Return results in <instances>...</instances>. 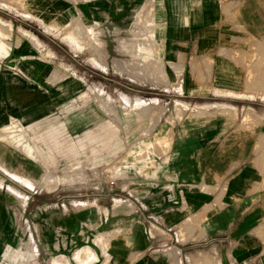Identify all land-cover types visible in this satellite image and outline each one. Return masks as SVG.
Wrapping results in <instances>:
<instances>
[{"label": "crops", "instance_id": "1", "mask_svg": "<svg viewBox=\"0 0 264 264\" xmlns=\"http://www.w3.org/2000/svg\"><path fill=\"white\" fill-rule=\"evenodd\" d=\"M106 2L108 9L103 10L97 5L88 8L87 13L91 17L97 13L108 19L122 18L125 33L116 46V52L122 54L118 56L125 58L122 61L146 57L161 62L179 83L178 87L168 88L176 101L170 110L171 120H165L161 112L153 124L158 128L165 120L169 150L153 149L155 145L156 148L158 144L162 146L163 137L157 133L156 140L145 144V148L152 144L151 150L131 154L130 160L134 158L135 161L127 165L130 181L134 182L132 169L135 167V173L141 176L140 182L147 188L141 196L144 199H128L130 204H124L126 207L119 214L113 213L112 205L106 211H101L98 207L103 205H98L93 206L95 212L89 215L86 209L89 204L78 202L82 205L81 210L68 214L52 216L42 209L41 214L18 217L19 202L15 199L19 194L12 191L16 198L4 195V186L0 184V220L6 219L8 223L5 231L0 229V264H6L2 255L9 242L8 236L22 244L21 223L24 222L33 232L44 224L48 232L46 229L42 232L43 242L38 243V248H23L26 258L23 264H47V261L52 264L51 260L58 255L66 257L69 264H186L179 261L180 256L176 257L193 243L195 235L175 228L195 216L203 217L201 237L211 242L219 264H264V0ZM149 21L154 32L153 41L147 43L150 49L134 56L131 50L135 41L142 37L143 29L147 30ZM12 36L20 37L10 39L15 54L1 58L0 63L8 65V60L11 61L21 75L14 81L11 101H7L8 95L0 99L3 110L9 109L24 123L37 122V127L54 111L72 101L77 109L83 108L77 117L88 120L90 114L86 105L79 103L83 100L84 80L77 74L63 71L68 70L66 67L57 69L52 60L35 54L36 41L41 42V39L33 27L19 24ZM3 42H0L2 56L9 50ZM65 45L78 51L77 43ZM34 59L45 65L46 70L40 76L32 71ZM106 61L116 62L111 58ZM0 73L5 79L8 71L1 70ZM62 79L71 81L72 91L68 95H62L60 91L49 92L48 87ZM247 113L249 119L243 118ZM153 117L154 114L147 117L150 121L146 126L152 125ZM66 129L68 133L73 131L67 125ZM90 135L87 139L93 141ZM51 136L54 135L49 134ZM95 142L90 147L91 153L101 149L98 146L102 142ZM76 144L84 152V140L76 143L72 139L47 149L46 157L52 167L57 151L75 153ZM165 158L169 162H165ZM149 160H153L154 165L148 167ZM138 163L140 165L136 167ZM143 163L149 173L141 174L139 169ZM68 165L60 168L81 166L79 161ZM153 184L170 186L165 200L152 202L148 185ZM39 204L58 205L51 201ZM130 207L134 208L135 215ZM149 216L159 217V230L149 226ZM136 222L139 230L133 229ZM58 232L69 235L70 240L76 238L80 244H89L93 257L90 258L83 247L74 245V241L68 247L54 248L52 244L56 239L50 240L47 235ZM184 237L193 239L181 242ZM39 256L42 262L36 263Z\"/></svg>", "mask_w": 264, "mask_h": 264}, {"label": "rangeland", "instance_id": "2", "mask_svg": "<svg viewBox=\"0 0 264 264\" xmlns=\"http://www.w3.org/2000/svg\"><path fill=\"white\" fill-rule=\"evenodd\" d=\"M118 2L124 4L123 0H118ZM55 3L58 5L51 4L50 0H0V19L4 21L0 30V42L4 40L5 44L9 47L6 55L2 56L0 52V61L2 60L1 58L9 56L11 53L15 54L12 51V41L10 39H18L20 37L14 36L15 38H13V30L22 23L33 27L36 36L41 39V42L36 41L37 49L35 54L43 56V58L49 61L52 60L54 63L52 65H55L57 69H59V66L66 67L68 70L63 71L71 75L77 74V76L84 80L82 90L83 100L79 103L85 104L88 109L87 112L90 114L87 118L88 120L78 118L77 116L80 115L83 108L77 109L76 103L69 101L67 106L65 105L61 107V110L54 111L45 119L42 125L35 127L37 122L32 124L24 123L18 120L13 112L9 109L7 111L3 110V107L0 105V116L3 117L0 120L1 124L3 123V127L0 124V159L5 158L11 163L9 168H4L0 161V184L4 186V195L7 194L9 197L16 198L12 196V191L14 194H19V197L15 199L19 202L16 211L18 217H25L29 214H41L42 209L47 211L44 212L47 215L58 216V214H68L70 211H79L83 204H89L86 209H88L89 215H93L95 212L93 206L98 207V205H103L98 208L101 211H106L115 201H128V199L141 201L144 199L141 196L145 194L144 190L147 186L140 182L141 176L139 173H135V167L132 169L134 173L132 180L134 182L130 181L131 179L128 175L130 169L127 165L129 166L130 161H135L134 158V160H130L131 154L134 156L138 155L141 150H151L152 144L147 145L146 148L145 144H148L152 139L156 140L157 133L163 137L162 141H160L163 147L158 144V147L156 148L155 145L153 149L164 152L169 150V142L166 135V127L168 126L164 125L166 124L165 120L168 122L171 120L170 110L174 104L176 105V101L173 100L175 96H172L168 89L170 86H179V83H176L173 77L174 75L169 73L167 71L168 68H164L161 62L150 61L146 57L137 59L140 61V63L137 61L138 67L134 65L133 61H122L125 58L119 57L118 55L122 54L116 52V46L123 39L125 33L122 18L108 19L104 15H97V13L91 17L90 13H87L88 8L91 9L93 6L97 7V5L103 10L108 9L106 0H55ZM65 7L68 9L65 10ZM151 25L152 22L149 21L147 23V30L143 29L142 37L135 41L133 49L138 54L150 49L147 43L154 39ZM19 33L23 32L19 31ZM67 43H77L78 51H72L70 45H65ZM73 54L75 55L73 56ZM110 58L116 60V62L106 61ZM98 59L101 62H96ZM10 62L8 60V65L0 63V71H8V74H5V79L3 78L4 75L0 73V99L8 95L7 101H11L12 99V89L16 76L21 75L20 70ZM36 64L40 65L39 69ZM145 64L147 66H144ZM32 65L34 74L37 76L43 74L42 69L45 68V65L37 59L33 60ZM21 66L23 69L25 68L24 63ZM139 67L141 68V72H145L148 77H139L138 73H135L137 72L136 68L139 69ZM147 69L151 75L146 72ZM57 72L59 73V70ZM156 87L158 88L156 89ZM48 89L51 93L60 91L62 95H68L72 91L71 81L69 79H62L61 82L59 81V83L49 86ZM139 104L142 106H139ZM104 106L108 107V109L106 110ZM141 107H144V109ZM161 112H163L165 120L160 123L158 128H155L153 125L155 123L154 120ZM150 114H154L155 117H153V123L149 127L146 124L150 121L147 118ZM83 121L88 122L87 124H83ZM60 122H64L68 128L73 127V131L69 133L65 131L55 135L46 143L41 142L35 137H31L36 136L37 134L35 133H42L52 125ZM21 128L29 133L32 141L25 135H20V141L18 138L12 140L5 133L7 130L17 131ZM90 134L99 136V138L95 137L94 139L102 142V147L98 150L99 153H91L90 151V147L96 143L95 141H88L87 138ZM70 139L76 143L84 140V152L79 150L77 144L73 148V150H76L75 153L67 154L57 151L55 153L56 161L54 167H52V164L46 157L47 149L52 148L56 143L67 142ZM118 140L120 141V147L115 150V143ZM33 143L36 144L38 153ZM75 161H79L81 166L60 168L62 165H68L70 162ZM149 161H151V164H148V167L154 165L153 160ZM164 161L169 162V159L165 158ZM26 162L31 163L30 166L32 165L36 170L37 177L33 180L28 178V172L25 168ZM138 165L140 163L135 166L138 167ZM145 165L143 163L142 168L139 169L141 170V174H146L148 171L145 170ZM74 171H80V173L82 171V173L77 176V173ZM50 173H58L59 177L71 175L70 179L72 181L70 180V184H72L70 185L68 181L65 184L61 183L47 189L44 187L43 180L46 176L52 175ZM82 174L83 177L81 176ZM58 175L55 174L54 177L58 178ZM78 180L80 182H77ZM148 186L152 187H150L151 193H149V197L152 198V201H157L159 199L157 195L159 192L157 194V191L154 192L155 184ZM130 190L133 191L128 192ZM166 196L168 195L166 194L161 198L162 201L166 199ZM47 201H51L52 203L57 202L58 205L54 204L47 207L39 204ZM78 202H81L82 205ZM119 213L121 212L115 214ZM149 218V226L152 229L159 230L160 228L158 227H161L158 221L160 220L159 217L149 216ZM187 220L190 219L188 218ZM203 220L202 216H195L193 220L185 221L175 228L176 231H191L195 235L194 239L192 237L190 239L188 237L181 239V242L193 239V243H189L188 247L182 250L181 254L176 257H181L179 261H184L186 264H214L219 261L216 250L210 244L211 242L201 237L204 228ZM7 226L6 219H1L0 229L3 228L5 231ZM45 227L47 226L41 224V228L37 226L36 231L33 232L28 228L26 222L21 223L22 244H18L15 238L8 236L9 242L5 245V253L2 255L4 262L6 264L25 263L26 258L23 255V248H38V243L43 242L44 235L42 232L45 229L47 230L45 232H48V229ZM133 229H140L138 222L133 224ZM47 236L50 237V240L56 239L55 243L52 244L56 249L73 245L72 242L74 241V245L83 247V250L87 251L89 257H93L90 245L80 244L76 238L70 240L69 235L61 232ZM63 240H66V242ZM205 242L207 243L205 244ZM41 262L42 260L39 256L36 259V263ZM51 263L69 264L67 258L63 255L54 257Z\"/></svg>", "mask_w": 264, "mask_h": 264}, {"label": "bare ground", "instance_id": "3", "mask_svg": "<svg viewBox=\"0 0 264 264\" xmlns=\"http://www.w3.org/2000/svg\"><path fill=\"white\" fill-rule=\"evenodd\" d=\"M50 3L51 4H57V3H55V0H50ZM237 3V2H236ZM229 4V3H228ZM232 4H235V3H232ZM58 5V4H57ZM60 6H62V5H60ZM227 6V5H226ZM236 7V6H235ZM4 23V21L2 20V19H0V30H1V27H2V24ZM132 49V48H131ZM133 53H134V56H138L137 54H138V52L135 50V49H133V50H131ZM130 51V54H131V56L133 55V53ZM128 53V52H127ZM129 54V53H128ZM137 59H139V58H137ZM132 60H133V62L135 63L134 65H138V63H140V61L139 60H135L134 61V59L132 58ZM137 61H139L138 63H137ZM37 65V67H38V69H39V67H40V65L39 64H36ZM142 65V64H141ZM144 66H147L146 64L144 65ZM138 67V66H137ZM143 67V66H142ZM135 68V67H134ZM144 68V67H143ZM146 68V67H145ZM159 67L157 66V69H158ZM171 68V67H170ZM217 68V67H216ZM226 69V68H225ZM45 70H46V68H43L42 69V73H44L45 72ZM136 70H137V72H135V73H138L137 75L140 77V75L141 76H143V75H145L146 76V74H145V72H141V68L139 67V69H137L136 68ZM159 70V69H158ZM134 71H135V69H134ZM167 71L170 73V71H169V69H167ZM133 72V71H132ZM146 72H148V69H147V71ZM157 72V71H156ZM167 72V73H168ZM226 72V71H225ZM149 73V75H151L150 74V72H148ZM136 75V74H135ZM134 75V76H135ZM222 75V74H221ZM148 76V75H147ZM169 76V75H168ZM210 76V75H209ZM139 77H137V78H139ZM151 77V76H150ZM220 77H222V76H220ZM226 79V78H225ZM224 81V80H223ZM234 82V81H233ZM225 83H227V82H225ZM231 84V83H230ZM221 85V84H220ZM223 87H226V85L224 84L223 85ZM227 88V87H226ZM107 101V100H106ZM110 102V101H109ZM142 104V103H141ZM141 104H139V106L141 105ZM105 105V104H104ZM146 105V104H145ZM108 106H109V104H108ZM111 106V105H110ZM142 106V105H141ZM105 107V106H104ZM106 108V110L108 109V107H105ZM104 108V109H105ZM110 108V107H109ZM141 108H143L144 109V107H141ZM147 108V107H146ZM135 109V108H134ZM140 109V108H139ZM142 110V109H141ZM73 111V110H72ZM136 112H137V110H136ZM193 112V111H192ZM197 112V111H196ZM199 112V111H198ZM202 112V111H201ZM138 113V112H137ZM195 113V112H194ZM198 115H200V114H198ZM248 113L246 114V117H243V118H247L248 116ZM249 115H250V112H249ZM197 116V115H196ZM245 116V115H244ZM11 117V116H10ZM86 118V117H85ZM12 119V118H11ZM248 119H249V117H248ZM243 120H245V119H243ZM10 121V120H9ZM12 122V121H11ZM56 122V121H55ZM84 123L83 124H87V122L86 121H83ZM13 123V122H12ZM10 124V123H9ZM82 124V125H83ZM1 126L3 127V123L1 124ZM51 126V125H50ZM18 127H19V125H18ZM20 128V127H19ZM72 129H73V127H71ZM4 130H6V129H4ZM65 130H67L66 129V124L64 123V122H60V123H58V124H56V125H52L51 127H49L48 129H46L45 131H43L42 133H35V134H37L36 136H31V137H35L36 139H38V140H40L41 142H43V143H46V142H48L49 140H50V138L51 137H54L55 135H58V134H60V133H63V132H65ZM5 133H6V135H8L9 137H11V139L12 140H16L15 138H18L19 139V141H20V139H21V136L20 135H25V136H27V138L28 139H30L31 140V138L29 137V133L28 132H26L25 130H23L22 128L21 129H18L17 131L16 130H7V131H5ZM49 134H51V135H54V136H51V137H49ZM4 136V135H3ZM95 137H98L99 138V136H97V135H93V134H91L90 135V138L93 140V141H96V139H94ZM164 140V139H163ZM32 141V140H31ZM65 144V143H64ZM33 145H34V147H35V150L37 151V153H38V148H37V146H36V144H34L33 143ZM57 147V146H56ZM118 147H120V141L118 140V141H116V143H115V150H117L118 149ZM163 147V146H162ZM96 148V147H95ZM98 148H101V145H100V143H99V146H98ZM149 150V149H148ZM33 153H35V152H33ZM48 156V155H47ZM123 156V155H122ZM0 157H1V155H0ZM0 161H1V165L5 168H9V166H11V163H10V161H8L7 159H0ZM146 162V161H145ZM31 164V163H30ZM30 164L28 163V162H26L25 163V168H26V170H27V172H28V178L29 179H34V178H36L37 177V173H36V170H35V168H33V166L31 165L30 166ZM69 166V165H68ZM74 166V165H73ZM69 168V167H68ZM118 171V170H117ZM47 172H49V171H47ZM73 172V171H72ZM74 172H76V171H74ZM54 173V172H53ZM65 173V172H64ZM63 173V174H64ZM71 173V172H70ZM69 173V174H70ZM77 173V176L78 175H80L81 173H82V171H81V173H80V171L79 172H76ZM50 174H52V173H50ZM55 174H57L58 175V173H55ZM55 174H52V175H50V176H46L45 177V179L43 180L44 181V184H45V186L44 187H46L47 189H50V188H52V187H55V186H57L58 184H61V183H64L65 184V182H68L69 181V184H70V176L71 175H65L64 177L63 176H60V177H62L61 179H60V177H59V175L57 176L58 178H55L54 176H55ZM62 174V175H63ZM68 174V173H67ZM75 174V173H74ZM47 175H49V174H47ZM85 175H86V173H85ZM68 176V177H67ZM82 177H83V174L81 175ZM81 178V177H80ZM86 178V177H85ZM78 179V178H77ZM76 179V180H77ZM84 180V179H83ZM28 181V180H27ZM72 181V180H71ZM82 181V180H81ZM31 182V181H30ZM77 182H80L79 180L77 181ZM83 182V181H82ZM32 183H33V181H32ZM43 184V183H42ZM72 184V183H71ZM70 184V185H71ZM74 184V183H73ZM149 187V186H148ZM151 187V186H150ZM149 187V188H150ZM127 188V187H126ZM152 188V187H151ZM44 189V188H43ZM46 190V189H45ZM154 192H156V194L159 192V194H157L158 195V197H159V199L157 200V201H155V200H153L152 202H160V201H162V197H164V195H166L168 192H169V190H170V187H165V186H157V185H155V187H154ZM131 191H133V190H130V191H128V192H131ZM151 191V190H150ZM151 193V192H150ZM154 194V193H153ZM155 194V195H156ZM150 195V194H149ZM156 195V196H157ZM154 196V195H153ZM155 197V196H154ZM156 198V197H155ZM164 200V199H163ZM124 204H130L128 201H124V200H119V201H115L114 202V204L112 205V210H113V213H117V212H122L123 211V208H125L126 206L124 205ZM125 206V207H124ZM128 206V205H127ZM79 208V207H78ZM130 210L132 211V214L133 215H135L136 213H135V211H134V208L133 207H130ZM130 214V213H129Z\"/></svg>", "mask_w": 264, "mask_h": 264}, {"label": "built area", "instance_id": "4", "mask_svg": "<svg viewBox=\"0 0 264 264\" xmlns=\"http://www.w3.org/2000/svg\"><path fill=\"white\" fill-rule=\"evenodd\" d=\"M112 183H114V182H112Z\"/></svg>", "mask_w": 264, "mask_h": 264}]
</instances>
